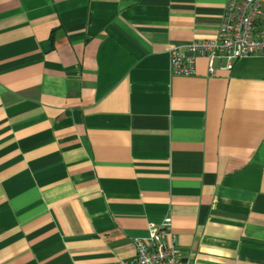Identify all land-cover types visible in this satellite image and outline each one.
Segmentation results:
<instances>
[{"label": "crops", "instance_id": "obj_1", "mask_svg": "<svg viewBox=\"0 0 264 264\" xmlns=\"http://www.w3.org/2000/svg\"><path fill=\"white\" fill-rule=\"evenodd\" d=\"M225 2L0 0V264H264V52L168 66Z\"/></svg>", "mask_w": 264, "mask_h": 264}, {"label": "built area", "instance_id": "obj_2", "mask_svg": "<svg viewBox=\"0 0 264 264\" xmlns=\"http://www.w3.org/2000/svg\"><path fill=\"white\" fill-rule=\"evenodd\" d=\"M264 52V0H226L215 35L194 40L168 50L171 74H195V60L203 57L206 71L214 75L217 69L228 70L244 56ZM218 62V66H215ZM134 255L119 264H183L170 219L148 223L145 239L133 238Z\"/></svg>", "mask_w": 264, "mask_h": 264}]
</instances>
